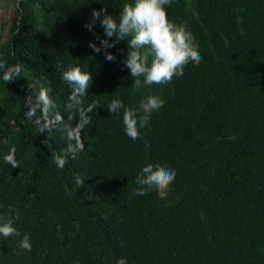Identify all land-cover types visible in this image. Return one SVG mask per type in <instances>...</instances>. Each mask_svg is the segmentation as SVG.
<instances>
[{
    "label": "trees",
    "instance_id": "16d2710c",
    "mask_svg": "<svg viewBox=\"0 0 264 264\" xmlns=\"http://www.w3.org/2000/svg\"><path fill=\"white\" fill-rule=\"evenodd\" d=\"M125 2H17L0 41V60L23 69L13 83L0 79V216L21 237H0V264H264V0H172L168 19L187 26L202 60L166 84L137 140L124 133L123 110H107L113 99L139 109L148 96L122 63L127 42L107 49L116 56L107 61L89 47L103 28L84 27L103 7L118 21ZM74 66L92 74L84 106H97L75 159L64 126L75 129L78 114L69 119L62 80ZM43 89L55 105L47 111ZM13 147L19 168L3 159ZM150 163L177 173L166 200L133 195ZM24 234L30 252L19 247Z\"/></svg>",
    "mask_w": 264,
    "mask_h": 264
},
{
    "label": "clouds",
    "instance_id": "9594fccd",
    "mask_svg": "<svg viewBox=\"0 0 264 264\" xmlns=\"http://www.w3.org/2000/svg\"><path fill=\"white\" fill-rule=\"evenodd\" d=\"M172 0H127L123 3L119 13V20L108 14L107 8L99 10L93 9L91 17L85 22L84 27L95 35V25L97 22L103 28L105 38L100 39V44L90 41L89 47L95 52H104L105 59L113 62L116 56L108 52L120 41L127 42V55L122 61L124 67L130 71L131 78L137 87L166 85L174 78L184 75V69L189 64L198 65L202 57L199 47L195 43L193 34L186 25H178L168 19L166 7ZM114 38V39H111ZM121 53L123 50H119ZM23 69L21 64L9 65L7 61L0 60V79L5 84L13 83L21 78ZM62 80L71 89L65 110L69 112V119L78 114V122L75 129L65 125L68 139L75 141L69 144L68 151L75 159L78 151H82L84 144L80 139V132L91 122L92 113L97 106L89 104L84 106V97L88 95V90L93 83V76L90 72L82 71L79 66L70 67L62 73ZM50 89H43L39 93L38 102L47 111L55 107L49 97ZM29 105L26 116L31 118L35 114V107L31 106V98H27ZM164 100L159 96L149 95L145 100H141L139 109L126 107L119 99H113L107 110L112 114H120L123 110L124 133L132 140L141 138L140 129L144 128L154 111H158L164 105ZM143 113V114H141ZM62 122V120H61ZM40 131L45 129L42 127ZM146 148L150 144L145 141ZM16 149L13 147L3 159L12 168H19V161L15 157ZM54 163L58 168H63L67 163V154L54 157ZM176 171L171 167L162 164H147L143 166L135 178V189L133 195L144 196L149 192H155L159 199L166 200L172 190V185L176 178ZM76 183L79 186L84 184V180L77 177ZM15 211V220H19L20 213ZM0 237L8 240L13 237H21V233L13 226V218L0 216ZM19 247L25 251L32 250L30 235L24 234L19 239ZM116 264H127L124 257L119 258Z\"/></svg>",
    "mask_w": 264,
    "mask_h": 264
},
{
    "label": "rangeland",
    "instance_id": "374dc122",
    "mask_svg": "<svg viewBox=\"0 0 264 264\" xmlns=\"http://www.w3.org/2000/svg\"><path fill=\"white\" fill-rule=\"evenodd\" d=\"M188 4H191V0H187ZM18 0H0V41H4L10 35L11 23L15 17V7ZM166 85H151L147 86V94L159 96ZM37 94V92H34Z\"/></svg>",
    "mask_w": 264,
    "mask_h": 264
}]
</instances>
